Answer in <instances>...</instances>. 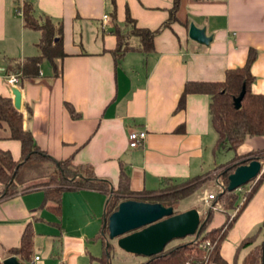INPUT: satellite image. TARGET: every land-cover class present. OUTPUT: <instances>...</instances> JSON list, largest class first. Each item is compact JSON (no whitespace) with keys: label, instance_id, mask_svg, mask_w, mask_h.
Listing matches in <instances>:
<instances>
[{"label":"crops","instance_id":"crops-1","mask_svg":"<svg viewBox=\"0 0 264 264\" xmlns=\"http://www.w3.org/2000/svg\"><path fill=\"white\" fill-rule=\"evenodd\" d=\"M30 2L37 18L48 17L61 27L58 38L64 55L42 59L38 75L19 79L17 86L24 128L54 159L89 164L97 178L114 187L123 168L130 190L140 192L214 170L235 153L246 157L264 152V136L245 138L236 152L215 151L218 136L207 94L189 93L184 107L177 109L187 81L223 80L227 69L245 64L250 48L257 51L251 90L264 95V0H181L176 19L155 35L152 51L131 50L120 57L113 53L114 30L127 29L126 11L137 27L156 30L169 18L173 0ZM18 4L22 6L20 0H0V95L11 98V85L5 79L7 61L40 55V31L24 25ZM190 23L204 28L211 41L201 44L189 38ZM65 103L71 104L77 117ZM140 130L146 132L145 139L138 147H129V132ZM0 149L9 151L14 160L21 157L20 142L10 139L3 127ZM227 151L228 159L218 162L216 153ZM210 189L217 190L216 180L205 183L186 209L196 208L202 216L209 208L205 197ZM107 196L97 189H67L61 195L60 215L43 207L42 187L0 199L1 262L11 256L7 250L19 245L30 223L33 257L23 264H100L103 245L98 235ZM240 197L233 209H213L207 229L233 217ZM263 222L264 186L259 185L221 243L226 264H243L245 255L263 241L264 227L253 244L240 249L239 245Z\"/></svg>","mask_w":264,"mask_h":264},{"label":"trees","instance_id":"trees-1","mask_svg":"<svg viewBox=\"0 0 264 264\" xmlns=\"http://www.w3.org/2000/svg\"><path fill=\"white\" fill-rule=\"evenodd\" d=\"M180 1L173 0L169 10V18L156 30L137 27L135 20L127 10L125 16L127 29L121 31L116 27L114 30L117 45L113 53L120 57L131 50H139L145 53L152 51L155 35L176 19ZM17 8L21 9L24 25L40 31V39L37 43L40 55L29 56L22 61L14 59L7 61L6 74H17L19 79L23 80L38 75L42 59L46 58L52 61L53 58L64 54L58 38L61 33L60 26L55 25L48 17L37 18L33 14V6L30 0H23L22 6L18 4ZM256 56L257 51L250 48L245 64L227 69L225 78L221 81H187L185 83L177 109L184 107L185 98L189 93H203L210 96L209 112L212 126L218 136L215 151L221 148H229L236 152L245 138L264 136V95L253 93L251 90V85L255 80L251 66ZM243 86H245V94L240 107L235 108L233 100L240 94ZM65 107L73 117H77L71 104L65 103ZM0 127L8 130L10 139H16L21 144L19 160H14L9 151L0 149V199L14 195L19 191L42 187L44 190L43 207L54 211L57 215H60L61 212L63 191L79 188L97 189L107 193L104 221L112 212L117 210L121 201L127 199L162 203L175 209L181 200L199 191L208 181L219 178L225 188L228 183V176L241 163L251 160L264 162V152H251L246 157H240L235 153L230 161L218 165L214 170L180 181V184L186 186L182 190L166 193V183H164L155 190L135 192L130 190L128 175L123 168L119 174L118 185L114 187L109 181L97 178L89 164H74L71 158L56 160L51 157L39 148L32 132L24 128L23 114L15 109L12 98L1 95ZM212 171L216 172L213 173ZM167 183L173 184L172 182ZM259 185L264 186V169L250 190L246 192L245 200L238 206L234 216H227L221 226L207 229L213 211L212 208H208L201 216L202 227L197 237L188 236L185 240L166 246L158 254L149 257L143 256L144 259L137 264H226L220 255L221 243L234 219ZM238 196L236 191L218 190L214 200H212V205L222 210L233 209L237 206ZM104 221L98 235L103 245V253L98 257V260L100 264H112L110 256L114 246L107 238L108 230ZM263 227L264 222L255 232L242 240L239 249L253 244L257 239L259 230ZM33 240L34 230L32 225L28 223L21 235L19 245L8 249L7 253L11 256H17L19 264L28 263L33 257ZM206 242H209V245L204 247L203 244ZM0 264H2L1 260ZM243 264H264V239L245 255Z\"/></svg>","mask_w":264,"mask_h":264},{"label":"water","instance_id":"water-1","mask_svg":"<svg viewBox=\"0 0 264 264\" xmlns=\"http://www.w3.org/2000/svg\"><path fill=\"white\" fill-rule=\"evenodd\" d=\"M188 36L192 40L208 44L211 36H207L204 28L190 23ZM12 103L16 110L21 109V90L11 86ZM245 94V86L234 98L235 108L240 107ZM264 167L259 160L243 162L228 176L224 189L235 191L237 188L257 179ZM107 225V238L116 239L117 245L127 253L149 257L160 253L174 239L188 236L197 237L202 224L201 215L196 208L175 213L173 207L162 203L141 202L134 199L123 200L117 210L104 221ZM2 264H19L15 256H8Z\"/></svg>","mask_w":264,"mask_h":264},{"label":"rangeland","instance_id":"rangeland-1","mask_svg":"<svg viewBox=\"0 0 264 264\" xmlns=\"http://www.w3.org/2000/svg\"><path fill=\"white\" fill-rule=\"evenodd\" d=\"M228 152V153H227ZM225 153L223 152H219L216 153V159L218 162H223L226 159H228V155H229V151H227ZM213 172V171H212ZM216 171H214L213 173H215ZM214 181V180H212ZM181 182H175L172 185H170V183H166V193L167 192H171V191H179L182 190L184 187L183 184H180ZM248 185V184H247ZM246 185V187H248ZM211 192L209 193H216V191L210 189ZM199 193L198 191L195 192L193 195L183 199L180 201V203L178 204V206L174 209V211L176 212H182L187 210L186 208L191 204V201H193L196 198V194ZM207 194V193H206ZM199 203H196V206L200 208ZM188 237L182 238V239H174L172 240L167 246H171L174 245L178 242H180L181 240H185ZM112 245L114 246V249L111 252V256H110V260L112 262V264H137L140 261H142L144 259L143 256L141 255H135V254H130L125 252L124 250H122L116 243V239L110 240Z\"/></svg>","mask_w":264,"mask_h":264},{"label":"built area","instance_id":"built-area-1","mask_svg":"<svg viewBox=\"0 0 264 264\" xmlns=\"http://www.w3.org/2000/svg\"><path fill=\"white\" fill-rule=\"evenodd\" d=\"M22 2H23V0H20V3H22ZM20 11H21V9H20ZM103 19L105 21L107 19V15H104ZM5 79H6L7 83L10 84L11 86H18V84H19V76L17 74H14V73L6 74ZM145 137H146V132L144 130L130 131L128 134L129 147H131V148L138 147L143 142ZM216 183H217V190L216 191L224 190V185L219 178L216 179ZM246 185H243V186L236 189V191L241 196L240 197L241 203L245 200L246 192H248L250 190L246 187ZM215 195H216V193H207L206 194L205 201L209 202V203H207L209 208H212V209L218 208L217 206L212 205V200H214ZM206 245H209V242H206L203 244L204 247ZM35 259H38V257L36 256Z\"/></svg>","mask_w":264,"mask_h":264}]
</instances>
